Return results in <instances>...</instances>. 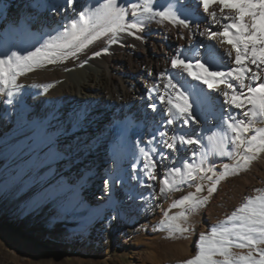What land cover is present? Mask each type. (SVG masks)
Wrapping results in <instances>:
<instances>
[{"label": "bare ground", "instance_id": "1", "mask_svg": "<svg viewBox=\"0 0 264 264\" xmlns=\"http://www.w3.org/2000/svg\"><path fill=\"white\" fill-rule=\"evenodd\" d=\"M144 2L118 0L125 7ZM103 3L104 0H75V3L70 0H0V58L12 53L27 56L37 48L46 51L50 42H59L64 29L79 18L81 11L89 13ZM168 4L169 0H153L152 6L159 11ZM10 7L20 9L16 23L9 16L5 17ZM220 7L218 3L209 7V13L216 12V19L220 20L217 24L203 11L199 0H181V18L190 17L189 26L158 16L150 20L145 17V27L136 36L121 34L118 42L112 44L107 37H102L75 58L57 60L24 72L17 77L18 87L12 89V96L7 95V90L0 92V131L5 128L0 143L11 139L7 149L9 159L0 166V188L6 183L11 187L7 189L9 193L15 192L16 198L24 196L28 202L35 199L36 206L53 193L65 206L60 208V216L84 210L88 217H94L80 230L74 246L79 248L89 239L92 245L97 241L102 244L104 237L106 244L102 245L106 249L101 260L77 257L80 264H113L112 243L122 241L130 244L123 251L129 261L119 258L116 264H183L199 254L200 234L210 232L250 196L264 195V153H261L249 167L222 180L206 204L189 214L187 220L180 221L189 231L181 234L168 227L169 217L185 211L181 207L167 209L168 198L172 197L175 203L194 192L200 183L205 187L200 195H207L206 189L210 186L199 174L195 180L185 178L182 183H176L171 168L180 167L185 174L187 169L183 165L190 162L195 166L200 163L202 154L207 153L203 166L220 173L224 164H233L239 158L238 151L243 155L242 149L238 150L232 143L228 144L232 155L213 153L208 139L225 132L231 137L224 124L229 117L246 120L244 109L224 103L223 92L231 94L227 88L231 80H225L219 90L208 89L191 77L178 79L170 64V58L182 53V58L214 61L216 67L209 66L212 70L227 71L236 67L232 59L223 56L226 51H232L234 56L235 50L227 43L221 44L222 37H210L209 30L222 31L226 23L222 16L235 14L228 9L221 13ZM128 20H132L130 14ZM141 45H147L143 54L139 51ZM105 47L107 53L99 57L93 55ZM161 72L173 76L176 89L166 88L167 80L160 79ZM261 76L264 78V71ZM256 83L259 81H252L250 77L245 80V84L255 86ZM48 85L51 87L45 91ZM236 91L239 94L241 89L237 87ZM177 92L187 97L195 121L185 124L176 119L172 125L165 124L161 128L169 105L161 104L159 96L163 95L165 101L171 98L173 103H183L176 99ZM205 98L211 103L205 102ZM151 104L157 105L155 111L149 107ZM138 105L143 114L137 113ZM29 115L30 120H27ZM256 126L264 127V121L257 119ZM159 131H166L168 135L156 136L149 144ZM181 136L200 143L180 144ZM173 137L177 140L175 151L165 146ZM145 151L149 153L147 158ZM97 166L101 168L100 178L92 181L88 175L95 172ZM165 178L173 187L161 194L159 189ZM20 188L30 196L23 195ZM95 191H99L103 199L102 206H97L90 197L89 207L77 205L81 192L94 196ZM119 210L127 211L134 225L118 221ZM156 212L163 215L149 233L143 234L144 222ZM60 231L63 236L67 229ZM136 234H142L140 240H133ZM128 239L132 241L128 243ZM66 241L61 238V250L68 246ZM233 251L246 253L247 249L234 248ZM62 258L58 264H63L65 257L62 255Z\"/></svg>", "mask_w": 264, "mask_h": 264}, {"label": "snow or ice", "instance_id": "2", "mask_svg": "<svg viewBox=\"0 0 264 264\" xmlns=\"http://www.w3.org/2000/svg\"><path fill=\"white\" fill-rule=\"evenodd\" d=\"M70 2L75 3V0ZM152 3L153 0H145L143 4L132 3L130 7H125L118 3V0H104L103 5L98 9L91 10L89 13L81 11L79 18L72 20L64 29L59 42H50L46 46V51L37 48L34 52H29L27 56L17 53L5 54L4 58H0V92L7 90V95L12 96V89L18 87L17 77L24 72H30L44 64H54L57 60L75 58L102 37H107L108 43L112 44L118 42L121 34L136 36L137 32L145 27V17L150 20L158 16L185 27L192 23L190 17L181 18L183 16L180 12L181 0H169L167 8L159 11L154 10ZM216 3L221 6V13L228 9L234 10L235 14L222 16L221 19L226 21L222 31L209 30L210 37L212 39L217 36L222 37L221 44L227 43L235 50L234 56L232 51L224 52L223 56L232 59L236 67L229 68L227 71L212 70L209 64L214 61L182 58V53L170 58V64L178 79L191 77L193 80L201 81L208 89L219 90V86L225 80H231L227 84L231 94L228 91L223 92L224 103L244 109L243 115L246 120H233L229 117L224 124L231 132V137L229 138L225 132L216 133L208 139L213 153L232 155L228 151V144L232 143L238 150L242 149L243 155H240L238 151L239 158L235 159L233 164H224L223 171L220 173L203 166L207 153L202 154L199 164L194 166L189 162L183 165L187 169L185 174H182L180 167L170 169L176 183H182L185 178L195 180L197 174L200 175L201 180L207 179L210 182V186L206 189L207 195H200L205 191L204 185L200 183L196 185L194 192L187 193L173 203V208L181 207L185 211L169 217L168 227L181 234L189 231L180 223L181 220H187L189 214L206 204L211 195L217 191L220 182L228 175L237 174L241 168L246 169L257 160L261 153H264V127L256 126L257 119L264 121V78L261 76V72L264 71V0H199V4L206 13H209L210 5ZM129 14L132 17L131 21L128 20ZM209 16L213 22L220 23V20L216 19V12H210ZM137 38L140 37L137 36ZM107 51L105 47L101 51L94 52L93 55L99 57ZM209 55L212 54L209 53ZM159 76L161 80H167L166 88L176 89L177 85L173 83V76L165 72H161ZM249 77L252 81H259V83L255 86L245 84V80ZM48 87L51 85H48L45 91ZM237 87L241 89L239 94L236 91ZM244 89L246 92L243 91ZM176 99L182 100L183 103H173L171 98L165 101L163 95L159 96L161 104L169 105L165 110V119L161 128L165 124L172 125L176 119L182 120L185 124L189 120L195 121V116L190 111L191 106L187 103V97L182 92H177ZM205 102L211 103L207 98ZM149 107L155 111L157 105L151 104ZM167 135L166 131H159L148 143L151 144L156 136L164 138ZM179 143L192 145L199 144L200 141L181 136ZM176 145L175 137L172 138V142L165 144L173 151ZM144 155L147 158L149 153L145 151ZM152 163L154 167L155 161ZM151 178L156 179L154 176ZM107 183L108 178L105 179V184ZM172 187L173 185H170L169 180L165 178L159 191L165 194ZM199 244V254L183 261V264H264V195L250 196L224 221L213 226L210 232L200 234ZM234 248L247 249V252L235 253Z\"/></svg>", "mask_w": 264, "mask_h": 264}, {"label": "rangeland", "instance_id": "3", "mask_svg": "<svg viewBox=\"0 0 264 264\" xmlns=\"http://www.w3.org/2000/svg\"><path fill=\"white\" fill-rule=\"evenodd\" d=\"M18 11H20L19 7H10L5 12V17L9 16V19L16 23L19 20L16 15ZM40 19V16H38L37 20L39 21ZM140 47L139 51L143 54L147 49V45H141ZM124 109L125 106H123ZM136 111L139 114H143V109L139 105ZM26 118L30 120V115L26 116ZM2 130L0 131V137L4 133L5 128ZM10 141L11 139H6V142L0 143V166L9 159L10 153H8L7 149ZM96 169L95 172H91L88 175L92 181H97L100 178L98 172L100 173L101 168L97 166ZM3 172L6 173L5 170ZM7 186L5 183L0 188V264H58L60 259H63L62 255L65 257L63 264H80L77 257H84L88 261H91V259H102L103 251L106 249L104 246L106 238L104 237L102 239V244L104 245L100 241L92 245V239H89L79 248L74 246V241L79 239L80 230L85 229L84 225H87L94 217H88L84 210H79L73 214L65 212L60 216V208L65 206L62 204L61 199L57 198L53 193L49 195L47 200H41L42 202L36 206L35 199L32 202H28L24 196L16 198L15 192L9 193L10 191L8 192V190H11V187L8 188ZM20 189L23 195L30 196L24 189ZM99 195V191H95L94 196H86V194L81 192L77 205L81 208L89 207L88 198L90 197L95 199L97 206H102L103 199ZM173 200L172 197L168 198L167 209L173 208V204H170L174 203ZM66 202L67 204L69 203L68 201ZM127 213V211L119 210L118 221L125 222L129 226L134 225L133 219ZM162 215L160 212H156L152 218L144 222L143 227L145 230L143 234L149 233L154 223ZM64 228L67 229V233H63L62 236L60 229L63 230ZM59 231L61 234H59ZM141 237L142 234H136L133 240H140ZM61 238L66 239L68 244L63 250H61L59 245ZM128 241L130 243L132 240L128 239ZM129 245L124 244L123 241L117 244L112 243L110 257L113 264L118 263L119 258L125 262L129 261L128 258L123 256L124 249Z\"/></svg>", "mask_w": 264, "mask_h": 264}]
</instances>
